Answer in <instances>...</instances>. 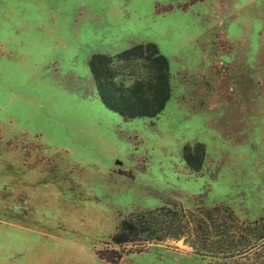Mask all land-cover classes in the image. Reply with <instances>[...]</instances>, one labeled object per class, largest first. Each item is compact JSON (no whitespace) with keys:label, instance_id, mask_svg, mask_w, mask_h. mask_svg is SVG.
<instances>
[{"label":"rangeland","instance_id":"374dc122","mask_svg":"<svg viewBox=\"0 0 264 264\" xmlns=\"http://www.w3.org/2000/svg\"><path fill=\"white\" fill-rule=\"evenodd\" d=\"M141 43L166 57L170 98L125 119L89 60ZM148 74L115 61L124 85ZM214 206L264 236V0H0V264H264V237L230 256L188 232L111 239L142 211Z\"/></svg>","mask_w":264,"mask_h":264},{"label":"trees","instance_id":"16d2710c","mask_svg":"<svg viewBox=\"0 0 264 264\" xmlns=\"http://www.w3.org/2000/svg\"><path fill=\"white\" fill-rule=\"evenodd\" d=\"M134 58L144 59L149 73L146 80L139 79L131 85L115 80V61ZM89 67L103 104L125 119L154 118L170 98L168 62L153 43L136 44L115 55L93 54ZM182 154L189 168L194 171L201 169L205 156L203 144L185 145ZM190 218L188 220L185 214L165 207L149 209L123 219L111 239L123 245L139 237L160 241L171 235L183 237L188 232L192 236L190 245L197 253L213 255L211 249L215 250L216 243L225 255L230 256L244 253L264 237L248 230L253 223L241 222L227 207L201 209L200 214L190 213ZM212 237H218V240L212 241Z\"/></svg>","mask_w":264,"mask_h":264}]
</instances>
